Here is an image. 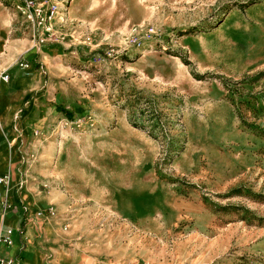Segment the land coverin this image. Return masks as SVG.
Listing matches in <instances>:
<instances>
[{
  "label": "rangeland",
  "instance_id": "obj_1",
  "mask_svg": "<svg viewBox=\"0 0 264 264\" xmlns=\"http://www.w3.org/2000/svg\"><path fill=\"white\" fill-rule=\"evenodd\" d=\"M31 66L0 211L43 212L50 264H264V0H0V71Z\"/></svg>",
  "mask_w": 264,
  "mask_h": 264
},
{
  "label": "crops",
  "instance_id": "obj_2",
  "mask_svg": "<svg viewBox=\"0 0 264 264\" xmlns=\"http://www.w3.org/2000/svg\"><path fill=\"white\" fill-rule=\"evenodd\" d=\"M31 67L32 68L13 69L10 80L6 84H0V103L3 98L8 99L9 102L8 114L3 120H0V176L3 177H5V174L12 165L25 157V152L21 149L17 140L25 139L26 132H29V127H31L30 115L33 109L32 106L28 104L32 103L30 99L33 92L39 91L40 88L45 87V83L42 79V72L33 66ZM57 104L61 103H57V101L53 103V111L64 115L56 110L55 107ZM65 109L71 113L75 110L69 107V104L65 106ZM19 111L24 112V115L19 117L17 115ZM43 119L39 116L35 119L36 122H34V125H41ZM5 149L6 153H3ZM11 182H18V179L14 178ZM1 183L0 201L4 189L6 188L5 182L1 181ZM17 191L18 187L16 186L14 191L10 192L12 208H6V213L3 217L0 211V237L8 227L15 229L13 243L11 245L5 244L0 239V257H19L21 264H50L47 259L48 251L38 247L37 244V228L38 225L40 226L42 218L36 217L34 226L24 222V207L22 206L29 202L21 192L18 194ZM16 196H19V202H17ZM31 196L34 205L37 201H35L32 194ZM23 226H25L24 236L20 232Z\"/></svg>",
  "mask_w": 264,
  "mask_h": 264
},
{
  "label": "built area",
  "instance_id": "obj_3",
  "mask_svg": "<svg viewBox=\"0 0 264 264\" xmlns=\"http://www.w3.org/2000/svg\"><path fill=\"white\" fill-rule=\"evenodd\" d=\"M34 14L37 16L38 18V24L39 25H47V23L49 22V19L51 18L50 16L47 15V12L45 11V9H43L42 6H37L34 9ZM50 10V9H49ZM54 29L50 27H46V32L49 35H54L53 34ZM22 64V63H21ZM23 65V64H22ZM2 80H10V74L6 71H0V83ZM7 178V177H6ZM24 222L25 220H27V222L29 225L34 226V220L36 219V217H38L39 215H44L43 212H40L38 214H34L31 210H29L27 207L24 208ZM15 229L12 227H8L7 229H5V231L2 233L0 239L1 241H3L5 244L7 245H11L13 243V234H14ZM21 234L24 236L25 235V226H23L20 229ZM21 261L20 259H18V257H0V264H20Z\"/></svg>",
  "mask_w": 264,
  "mask_h": 264
},
{
  "label": "bare ground",
  "instance_id": "obj_4",
  "mask_svg": "<svg viewBox=\"0 0 264 264\" xmlns=\"http://www.w3.org/2000/svg\"><path fill=\"white\" fill-rule=\"evenodd\" d=\"M8 81H9V80H2L1 83H2V82H8ZM1 181H4L3 178L1 179Z\"/></svg>",
  "mask_w": 264,
  "mask_h": 264
},
{
  "label": "trees",
  "instance_id": "obj_5",
  "mask_svg": "<svg viewBox=\"0 0 264 264\" xmlns=\"http://www.w3.org/2000/svg\"><path fill=\"white\" fill-rule=\"evenodd\" d=\"M69 112V111H68Z\"/></svg>",
  "mask_w": 264,
  "mask_h": 264
}]
</instances>
